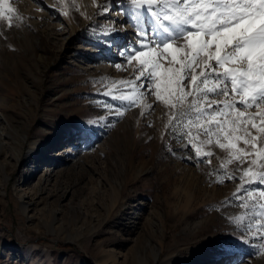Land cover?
Wrapping results in <instances>:
<instances>
[{
    "label": "rangeland",
    "instance_id": "obj_1",
    "mask_svg": "<svg viewBox=\"0 0 264 264\" xmlns=\"http://www.w3.org/2000/svg\"><path fill=\"white\" fill-rule=\"evenodd\" d=\"M92 1L85 20L80 0H8L19 27L0 21V264H264V241L230 219L241 201L264 203L237 188L260 186L227 180L215 145L198 164L190 145L162 139L168 117L151 94V114L103 94L134 79L136 22L127 0ZM48 158L60 162L51 175Z\"/></svg>",
    "mask_w": 264,
    "mask_h": 264
},
{
    "label": "snow or ice",
    "instance_id": "obj_2",
    "mask_svg": "<svg viewBox=\"0 0 264 264\" xmlns=\"http://www.w3.org/2000/svg\"><path fill=\"white\" fill-rule=\"evenodd\" d=\"M127 3L136 22L138 47L131 48L124 59L127 65L136 61L138 67L133 66L134 79L114 82L122 87L103 94L119 98L130 108L143 101L147 114L155 110L147 102L151 94L168 117L162 139L167 134L185 142V147L190 145L195 155L188 159L198 164L211 163L215 145L225 153L221 167L227 180L260 186L238 187L234 197L240 201L241 193L251 198L257 192L264 197V0ZM145 17L154 28L141 27ZM14 20H21L16 10L8 0H0V21H7L9 28L19 27ZM106 107L117 118L125 114L124 108ZM147 114L141 111V117ZM233 163L234 171L226 168ZM239 207L246 211L230 219L246 235L264 241V203L252 201L249 208L241 201ZM249 212L252 219L244 222Z\"/></svg>",
    "mask_w": 264,
    "mask_h": 264
},
{
    "label": "bare ground",
    "instance_id": "obj_3",
    "mask_svg": "<svg viewBox=\"0 0 264 264\" xmlns=\"http://www.w3.org/2000/svg\"><path fill=\"white\" fill-rule=\"evenodd\" d=\"M95 3L92 0H80V8L83 14V17L85 20L88 19L89 15L91 13H95ZM35 144L33 143L31 144L32 148L30 149V151H35ZM47 157V156H45ZM64 158V156L62 157ZM60 162L57 159H46L43 160L41 162V168H44L46 170V172H49V175L52 174L53 170L57 167H59ZM30 252V251H29ZM31 254V252L29 253ZM41 263V261H40ZM39 262H37V264H40ZM30 264H36L34 261L31 262ZM163 264H166L165 262Z\"/></svg>",
    "mask_w": 264,
    "mask_h": 264
}]
</instances>
